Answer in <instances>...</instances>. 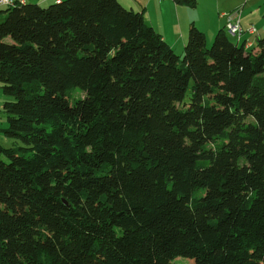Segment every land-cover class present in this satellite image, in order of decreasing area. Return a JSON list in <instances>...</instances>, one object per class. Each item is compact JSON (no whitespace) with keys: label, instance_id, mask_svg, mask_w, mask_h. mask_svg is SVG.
Returning <instances> with one entry per match:
<instances>
[{"label":"trees","instance_id":"1","mask_svg":"<svg viewBox=\"0 0 264 264\" xmlns=\"http://www.w3.org/2000/svg\"><path fill=\"white\" fill-rule=\"evenodd\" d=\"M0 16V264H264V38L192 26L181 58L119 0Z\"/></svg>","mask_w":264,"mask_h":264},{"label":"crops","instance_id":"2","mask_svg":"<svg viewBox=\"0 0 264 264\" xmlns=\"http://www.w3.org/2000/svg\"><path fill=\"white\" fill-rule=\"evenodd\" d=\"M13 3H37L50 5L57 0H12ZM127 9L144 12L147 23L153 27L175 50L182 56L185 51L189 32L196 26L204 32L207 41L215 38L216 34L226 27V13L240 11L241 26L245 34L240 43L245 49L257 52L258 40L264 38V0H196L195 7L178 4L176 0H119ZM8 6L0 5V9ZM2 19V16H0ZM254 33H249L250 29ZM209 43V41H208Z\"/></svg>","mask_w":264,"mask_h":264},{"label":"rangeland","instance_id":"3","mask_svg":"<svg viewBox=\"0 0 264 264\" xmlns=\"http://www.w3.org/2000/svg\"><path fill=\"white\" fill-rule=\"evenodd\" d=\"M28 2H37L34 0H29ZM261 8H264V2L261 3ZM7 10V9H6ZM189 39V36H188ZM230 39L236 43V38L230 36ZM208 46L211 47L212 43L214 41V37L211 40H208ZM188 43V40H187ZM179 54V53H178ZM184 55L181 57L183 58ZM12 100L11 98H6V100ZM5 102V97L2 94L1 86H0V145L6 149L15 148L18 147V145H21V142L18 139L7 137L4 130L9 127L7 115L3 112V103ZM173 264H191V261L189 259L180 257L176 261L173 262Z\"/></svg>","mask_w":264,"mask_h":264},{"label":"built area","instance_id":"4","mask_svg":"<svg viewBox=\"0 0 264 264\" xmlns=\"http://www.w3.org/2000/svg\"><path fill=\"white\" fill-rule=\"evenodd\" d=\"M13 1L12 0H0V5L4 6H12ZM225 17H227V24H226V30L227 32L238 39H241V37L245 34V30L241 26V19H240V11H234L232 13H226L224 14ZM255 29H250L249 33H254Z\"/></svg>","mask_w":264,"mask_h":264}]
</instances>
